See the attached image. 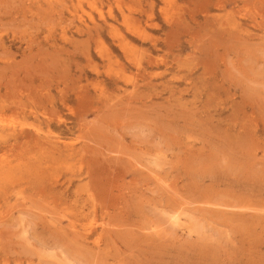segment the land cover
<instances>
[{
  "label": "rangeland",
  "instance_id": "rangeland-1",
  "mask_svg": "<svg viewBox=\"0 0 264 264\" xmlns=\"http://www.w3.org/2000/svg\"><path fill=\"white\" fill-rule=\"evenodd\" d=\"M0 264H264V0H0Z\"/></svg>",
  "mask_w": 264,
  "mask_h": 264
},
{
  "label": "bare ground",
  "instance_id": "bare-ground-1",
  "mask_svg": "<svg viewBox=\"0 0 264 264\" xmlns=\"http://www.w3.org/2000/svg\"><path fill=\"white\" fill-rule=\"evenodd\" d=\"M94 142V141H93ZM92 144V143H91ZM108 146V145H107ZM96 161V160H95ZM98 166V165H97ZM102 168V167H101ZM179 195V194H178ZM33 202V201H32ZM82 244V243H81ZM98 253V252H97Z\"/></svg>",
  "mask_w": 264,
  "mask_h": 264
}]
</instances>
